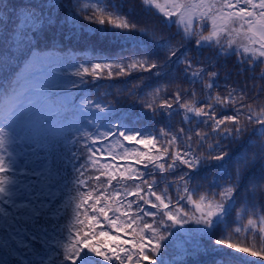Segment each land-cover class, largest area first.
Masks as SVG:
<instances>
[{
    "label": "snow or ice",
    "instance_id": "6c2138e0",
    "mask_svg": "<svg viewBox=\"0 0 264 264\" xmlns=\"http://www.w3.org/2000/svg\"><path fill=\"white\" fill-rule=\"evenodd\" d=\"M193 48L264 80V0H0V264H264V103Z\"/></svg>",
    "mask_w": 264,
    "mask_h": 264
},
{
    "label": "trees",
    "instance_id": "16d2710c",
    "mask_svg": "<svg viewBox=\"0 0 264 264\" xmlns=\"http://www.w3.org/2000/svg\"><path fill=\"white\" fill-rule=\"evenodd\" d=\"M17 2H19V0H17ZM56 46L63 47L69 52V54L74 53L76 56L83 57L85 59L93 54H108L107 52H102L100 50H97L96 53H93L89 45H87L83 40L77 39L76 37L65 38L64 36L58 35ZM191 53L196 55L197 58L203 59L206 62L209 58H211V62L218 65V70L220 71V78L218 81L219 91L223 92L226 86L235 88L237 90H244L247 93L248 102L252 103L254 107L256 103H264V92L261 91L262 89H264V80H260L258 78L261 71L260 68H257L256 73L245 71V66L240 65L235 56L217 57L214 50H209L207 48L202 50V54L201 51H197L195 48L191 49ZM140 75L146 76L147 74L133 73L131 76L105 78L98 80L95 83L88 85L87 87L94 94L101 97H103L106 92L113 93V95L108 96L107 99L112 101L113 103L118 104L119 106L126 107L136 102V97H130L129 93L139 83L136 77ZM254 75L257 77L256 79L252 78ZM184 87L187 88L189 87V85L185 83ZM196 88L198 90L199 85H197ZM136 110L139 111V107H137ZM172 125L174 128L184 126L181 123L180 116L173 117ZM160 126H162L160 123H156L153 125L154 128ZM157 179L161 180L160 188H163L164 184L162 182V178L157 177ZM168 179L170 181L172 177L169 176ZM160 188H158L157 191H160ZM169 192L173 196V199H175V190L169 189ZM153 211L155 210L153 209ZM102 226L107 229V225L103 221ZM259 247L260 245H257V249Z\"/></svg>",
    "mask_w": 264,
    "mask_h": 264
},
{
    "label": "rangeland",
    "instance_id": "374dc122",
    "mask_svg": "<svg viewBox=\"0 0 264 264\" xmlns=\"http://www.w3.org/2000/svg\"><path fill=\"white\" fill-rule=\"evenodd\" d=\"M128 3H129V6L130 7L131 6H135V10L136 11H139V0H128ZM246 255H248L250 258L264 261V256L251 257L250 256V253L249 254H246Z\"/></svg>",
    "mask_w": 264,
    "mask_h": 264
}]
</instances>
